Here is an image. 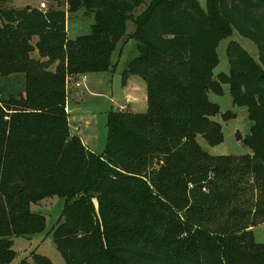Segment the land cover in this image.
Returning <instances> with one entry per match:
<instances>
[{
    "label": "trees",
    "instance_id": "obj_1",
    "mask_svg": "<svg viewBox=\"0 0 264 264\" xmlns=\"http://www.w3.org/2000/svg\"><path fill=\"white\" fill-rule=\"evenodd\" d=\"M7 1L0 75L23 73L25 89L0 91V264L16 258L15 237L45 229L31 204L53 196L65 198L53 237L67 264H264L253 231L264 222V0H151L137 15L146 0H47L60 8L46 11ZM78 11L94 23L69 39ZM234 31L257 44L259 59L230 41L229 72L215 76L219 43ZM129 37L139 53L123 84L144 79L147 110L111 109L96 153L70 130L67 78L114 69ZM225 84L253 122L250 134L237 132L251 153L213 155L198 142L224 140L209 91L221 95ZM19 264L53 262L34 254Z\"/></svg>",
    "mask_w": 264,
    "mask_h": 264
},
{
    "label": "rangeland",
    "instance_id": "obj_2",
    "mask_svg": "<svg viewBox=\"0 0 264 264\" xmlns=\"http://www.w3.org/2000/svg\"><path fill=\"white\" fill-rule=\"evenodd\" d=\"M17 0L16 2H20ZM42 0H26L29 4H35L38 2V7ZM151 0L146 2L135 10V14L141 13L149 4ZM200 4L205 8L207 0H198ZM46 7L44 10H48L51 6L60 8L57 2H49L45 0ZM14 0L7 1L5 7L13 6ZM61 8L67 9V5L62 4ZM94 23L93 15H86L83 11H78L68 15L67 31L68 37L74 39L80 35L88 34L91 32V26ZM135 24L133 21H128L127 33L131 34L135 31ZM239 42L255 59H259V50L257 44L234 31L230 36L222 39L218 46L219 64L214 69V75L219 73H228L230 69L229 58L227 54V48L230 41ZM137 41L134 38H128L125 41L122 40L112 55V62L115 65L114 69L105 72H93L87 73V83L90 92L84 89V85L80 88L82 90L83 97L77 99V101H71L75 107H82L87 111L88 118L91 120V124L86 126V120L82 121L83 126L90 133H98V151H102V144H105L107 140V116L106 113L111 109L116 108L111 104L110 99L117 102H121L129 105L126 111L133 112H145L147 110V86L140 76L134 77L131 82L128 83L127 92H131L136 97V102L127 101L124 95L121 94L123 87L122 72L128 67L129 62L135 58L139 51L137 47ZM38 53L35 52V56ZM79 76H72L70 84L72 83V94L78 95V89L74 87V82ZM224 93L217 94L214 91H209V98L212 102L220 105V113L213 117L223 126L224 140L218 145H210L203 136H198V142L202 148L213 155H242L251 153V149L246 146L242 140L238 139L237 132L243 137L250 134L251 126L253 122L248 117V110L245 106H239L234 104L232 95L229 90V85L223 86ZM25 89V75L23 73L12 74L9 76L0 75V91L2 97L6 98L9 95H19L24 92ZM112 92V93H111ZM99 94H102L100 96ZM122 96V97H121ZM76 99V98H74ZM232 111L236 114L234 118L225 120L222 116L223 113ZM92 114H96L97 118H93ZM78 133V131H76ZM102 139V141H100ZM103 152V151H102ZM65 204V198L60 196H53L41 200L38 203H32V210L43 214L46 218V226L42 232L30 235L20 236L14 238L13 249L16 251L17 256L11 264H19L22 260H28L33 263L34 254H41L50 258L53 264H67L63 258L61 252L58 250L54 243L53 230L57 226V223L62 215ZM256 240L264 242V224L256 229Z\"/></svg>",
    "mask_w": 264,
    "mask_h": 264
},
{
    "label": "crops",
    "instance_id": "obj_3",
    "mask_svg": "<svg viewBox=\"0 0 264 264\" xmlns=\"http://www.w3.org/2000/svg\"><path fill=\"white\" fill-rule=\"evenodd\" d=\"M8 1H11V0H8ZM16 1L17 0H14V3H12L13 6H10V8H22V7H25V6L38 7V2H36L35 4H29L28 2H26V0H21L20 2H16ZM67 35H68V31H67ZM69 39H71V38H69ZM136 76H139V75H132V76H130L129 79H128V81L126 82V84H123V87H122V90H121V94L124 95V97L126 98V100L127 101H130V102H136V97L133 96L131 92H127L128 88H129L128 83L131 82L132 79H134V77H136ZM140 78H142V77H140ZM142 80L144 81L143 78H142ZM145 84H146V82H145ZM74 87L77 88L75 86V84H74ZM83 87H84L85 90H87L89 92L91 91V90H89V86H88L87 81H86V83H85V85ZM80 88L81 87L77 88L78 89V92H79L78 95L72 94V83L70 84V81H68V83H67V106H66V109H67V113H68V117H69L70 130H71L72 133L78 134L81 137L83 143L90 150H92L93 152H96V153H101L105 149V144H102L103 145L102 146V151L99 152L98 151V145H99L98 144V141H99V135H98V133L95 134V132H93V134H92V133H90V131L88 132L84 126L82 128V125L81 124H82V121L83 120H86V122H85L86 123V126H88V125L91 124V120L88 118L87 111L84 110L82 107H79L78 108V107L73 106L72 105V102H71L73 100L74 101H77L78 98L83 97L82 90H80ZM99 95L102 96V94H99ZM74 98H76V99H74ZM111 98L113 99L114 97H111ZM112 99H110V102H111L112 105H114L116 107L114 109H117L118 108V105H121V104L122 105H126V104L121 103V102L119 103L116 100L113 103L112 102ZM127 108H129V105L127 106ZM107 113H106V116H107ZM92 117L93 118H97L96 114H92ZM76 131H78V133H76ZM100 141H102V139ZM262 224H264V222L263 223H260V224H258V225H256V226L253 227V231H254V235L255 236H256V229L259 226H261ZM255 239H256V237H255ZM257 242H261V241H257ZM261 243H264V242H261Z\"/></svg>",
    "mask_w": 264,
    "mask_h": 264
},
{
    "label": "built area",
    "instance_id": "obj_4",
    "mask_svg": "<svg viewBox=\"0 0 264 264\" xmlns=\"http://www.w3.org/2000/svg\"><path fill=\"white\" fill-rule=\"evenodd\" d=\"M45 7H46V2H45L44 0H42L41 3H40V8H41V9H44ZM70 80H72V76H69V77L67 78V83H68V81H70ZM86 81H87L86 74H81V75H79V77L75 80L74 84H75V86H76L77 88H79V87H82L83 85H85ZM112 102L114 103L115 100L112 99ZM117 109H120V110H126V109H127V105H122V104H121V105H118V108H117Z\"/></svg>",
    "mask_w": 264,
    "mask_h": 264
}]
</instances>
